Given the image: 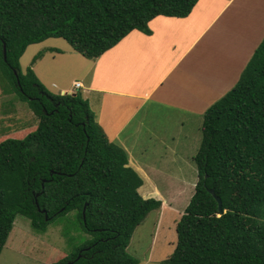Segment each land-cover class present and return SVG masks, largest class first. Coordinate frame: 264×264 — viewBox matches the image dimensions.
I'll return each instance as SVG.
<instances>
[{"label":"trees","instance_id":"16d2710c","mask_svg":"<svg viewBox=\"0 0 264 264\" xmlns=\"http://www.w3.org/2000/svg\"><path fill=\"white\" fill-rule=\"evenodd\" d=\"M198 2L0 0L2 76L39 118L34 132L0 142V254L19 214L45 230L76 210L91 238L49 264L139 263L128 245L162 200L140 193L143 177L92 119L88 99L50 91L32 66L23 70L21 57L31 44L64 38L96 59L135 29L152 34L155 17H187ZM202 133L195 191L162 264H264V38L238 83L206 111Z\"/></svg>","mask_w":264,"mask_h":264},{"label":"rangeland","instance_id":"374dc122","mask_svg":"<svg viewBox=\"0 0 264 264\" xmlns=\"http://www.w3.org/2000/svg\"><path fill=\"white\" fill-rule=\"evenodd\" d=\"M202 2L205 9L211 3L214 7L202 13L207 14V20L222 6V0ZM218 19L217 17L212 23L213 30L206 33L207 28L205 37L200 43L194 44L190 54L193 58L186 57V62L179 66V72L184 75L185 80L182 79L176 90V94L181 95L180 100L176 101L184 103L189 100L186 96L188 91L180 88L181 86L185 89L194 87L190 92L193 93V98L189 102L193 108L158 103L155 99L159 93H156L118 137L132 149L134 156L160 166L162 171L158 174L154 170V175L147 172L150 181H145L144 188H151L152 183L159 194L168 192L173 197V200L163 197L161 207L148 213L135 228L127 251L139 260L138 264H162L176 247L177 221L191 200L198 180L194 157L201 145L205 113L238 83L244 68L263 40L264 0H236L232 4L223 25H230L234 35L229 36L232 39L226 45L219 43ZM48 47L60 50L69 48V51L60 53ZM74 50L64 38H48L28 46L21 57V67L26 71L28 66H32L39 79L54 93H82L84 89L77 88L73 83L62 84V80L68 81L73 73L87 69L78 66L74 68L75 60H87V57ZM40 51V58L33 61ZM227 52L234 56L231 64L224 60ZM54 56H57V61L53 59ZM190 64H193L192 68H189ZM230 67L233 69H230L229 78L223 81L222 72ZM90 70L91 68L88 71ZM8 83L7 76H2L0 68V142L9 137H25L36 130L39 122L29 103L22 100ZM64 88L67 89L65 92ZM12 98L15 100L13 104ZM100 103L102 105V101ZM90 107L92 119L99 123L96 110L92 105ZM104 118L107 119L106 115ZM101 121L109 141L118 143L114 136L115 127ZM137 125L138 130L132 134ZM172 174L175 176L174 181L167 178ZM176 177L181 180L177 181ZM142 195L144 196L143 193ZM76 218L77 211L72 210L57 216L47 229L39 230L32 225L29 217L19 214L0 254V264H49L70 254L91 238L77 223Z\"/></svg>","mask_w":264,"mask_h":264},{"label":"crops","instance_id":"0c3cea01","mask_svg":"<svg viewBox=\"0 0 264 264\" xmlns=\"http://www.w3.org/2000/svg\"><path fill=\"white\" fill-rule=\"evenodd\" d=\"M235 1L222 0V6L217 8L208 20L207 14L202 13L214 7L211 3L209 8H203L202 0H199L192 13L187 17L159 15L150 21L152 34L148 35L137 29L131 31L117 45L107 50L100 57L96 59L86 58L87 60L84 59L79 62L78 59L75 60L77 65L74 64V68L78 66L87 69L73 73L68 81L62 80V84L68 82V84L73 83L74 85L76 81H80L82 86L78 88L84 89L82 91L83 96L89 100L90 105L96 110L100 125L102 126L101 120H103L115 127L116 142L126 148L129 154V165L134 167L144 179L143 185L139 188L144 197L156 195L159 199L164 200L163 197H166L173 200L172 193L171 195L168 192H165L164 195H162L163 193L159 194L156 186H153L152 183L151 188L147 189V186V188H144L145 181H150L147 172L149 174L152 172L154 175L153 170L157 171V174L162 170L159 169L160 166L156 163L148 162L143 158L141 160L137 158V155L134 156L132 149L127 147L125 141L118 138L119 134H122V131L130 126L129 124L134 121L136 114L150 102L156 93H159L155 99L156 102H162L167 106L193 108L189 105V102L192 101L193 93L190 92L194 87L188 88L186 86L187 89L180 87L188 91L186 96L189 100L187 99L188 101L184 102L187 104H184L183 101L181 103L176 101L181 98V95L176 94V90L181 85L182 79L185 80L184 75L179 72V66L186 62V59H188L186 57H189L192 53L194 44L196 42L200 43L206 33L213 30L212 23L217 20V17L219 18V36L221 40L219 43H225L226 45L230 42L232 38L229 36L234 35V33L230 25L225 24L226 26H224L223 24L229 9ZM207 28L208 30L205 33ZM51 48L53 47H48V49ZM68 51L69 48L62 50L60 53ZM190 58H193V56H190ZM232 58L234 56L227 52L224 60H228L227 62L230 63ZM53 59L58 60L57 56H54ZM192 66L193 64H190L189 68H192ZM89 68H91L90 71H88ZM230 69L233 68L230 67L227 71L224 69L222 72L223 81L229 78ZM66 90L64 88L63 92ZM71 92L74 93L75 91ZM105 115L107 119L104 118ZM137 130L138 125L132 134H135ZM168 176L167 178L174 181L175 176L173 174ZM176 178L177 181L181 180L178 177Z\"/></svg>","mask_w":264,"mask_h":264},{"label":"water","instance_id":"95a60500","mask_svg":"<svg viewBox=\"0 0 264 264\" xmlns=\"http://www.w3.org/2000/svg\"><path fill=\"white\" fill-rule=\"evenodd\" d=\"M5 55H6V48H5ZM16 74H18V73L16 72ZM211 192L215 195L216 199L218 200L219 208L222 209V199H221V197L216 195L214 188L211 189Z\"/></svg>","mask_w":264,"mask_h":264},{"label":"built area","instance_id":"2783aa9c","mask_svg":"<svg viewBox=\"0 0 264 264\" xmlns=\"http://www.w3.org/2000/svg\"><path fill=\"white\" fill-rule=\"evenodd\" d=\"M75 86L78 88V87H81L82 86V83L80 81H76L75 82Z\"/></svg>","mask_w":264,"mask_h":264},{"label":"clouds","instance_id":"9594fccd","mask_svg":"<svg viewBox=\"0 0 264 264\" xmlns=\"http://www.w3.org/2000/svg\"><path fill=\"white\" fill-rule=\"evenodd\" d=\"M72 93V92H71ZM74 94H76L75 92H74Z\"/></svg>","mask_w":264,"mask_h":264}]
</instances>
